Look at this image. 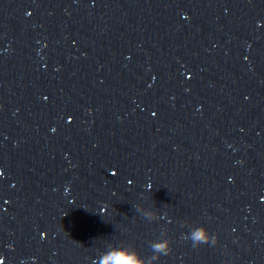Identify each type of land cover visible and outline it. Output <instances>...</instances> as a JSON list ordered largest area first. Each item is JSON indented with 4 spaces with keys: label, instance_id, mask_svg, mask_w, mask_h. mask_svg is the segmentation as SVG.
Listing matches in <instances>:
<instances>
[{
    "label": "water",
    "instance_id": "water-1",
    "mask_svg": "<svg viewBox=\"0 0 264 264\" xmlns=\"http://www.w3.org/2000/svg\"><path fill=\"white\" fill-rule=\"evenodd\" d=\"M164 238L264 264V0H0V264Z\"/></svg>",
    "mask_w": 264,
    "mask_h": 264
},
{
    "label": "clouds",
    "instance_id": "clouds-1",
    "mask_svg": "<svg viewBox=\"0 0 264 264\" xmlns=\"http://www.w3.org/2000/svg\"><path fill=\"white\" fill-rule=\"evenodd\" d=\"M182 238L190 240L194 248L203 244L215 245L217 243V238L214 235H210L208 229L204 226L192 229ZM171 244L172 241L168 238L151 241L150 248L153 255L147 259L135 249L113 246L103 254L99 264H154L161 256H167L171 253Z\"/></svg>",
    "mask_w": 264,
    "mask_h": 264
}]
</instances>
